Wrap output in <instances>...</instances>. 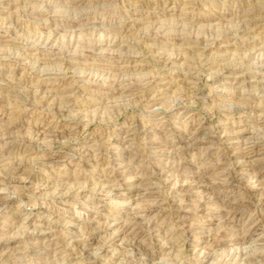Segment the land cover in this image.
<instances>
[{
    "label": "rangeland",
    "instance_id": "rangeland-1",
    "mask_svg": "<svg viewBox=\"0 0 264 264\" xmlns=\"http://www.w3.org/2000/svg\"><path fill=\"white\" fill-rule=\"evenodd\" d=\"M248 1L0 0V264H264L252 175L220 183L264 130Z\"/></svg>",
    "mask_w": 264,
    "mask_h": 264
},
{
    "label": "bare ground",
    "instance_id": "bare-ground-1",
    "mask_svg": "<svg viewBox=\"0 0 264 264\" xmlns=\"http://www.w3.org/2000/svg\"><path fill=\"white\" fill-rule=\"evenodd\" d=\"M77 1V0H76ZM155 1V0H154ZM253 1H255L256 3L258 1L256 0H251L248 1L247 3V8L241 11L243 18V25L241 29H239V32L241 34L244 35H249L252 31V29H250V24L254 23L255 20L254 17L262 14L263 12L256 10L254 7L251 6V4L253 3ZM264 2V1H262ZM53 3V2H52ZM142 3V2H141ZM245 4V3H244ZM255 4V3H254ZM140 5V4H139ZM263 7V6H262ZM258 25V24H257ZM161 28V27H160ZM197 44H203L206 43L205 40H196ZM194 42V41H193ZM218 42V41H217ZM216 45H218V43H215ZM197 46V45H196ZM211 45L209 44H205L203 46V49H207L208 47H210ZM219 46V45H218ZM223 47V46H222ZM247 48V47H246ZM237 77V76H236ZM241 78H239L240 80ZM263 91H264V86L260 85L259 86ZM248 90V89H247ZM255 96V95H254ZM245 104V103H244ZM162 123V122H161ZM155 127V126H154ZM47 128H45L43 131H46ZM42 131V130H41ZM128 134V133H127ZM188 133H184V139L188 138L189 136L187 135ZM130 135V133H129ZM127 135V136H129ZM194 136V135H193ZM194 139V138H193ZM206 139H211V138H206ZM224 141H227L228 143H235L237 145V147L232 148L229 152V154L227 155L228 161H230V163L232 164V171L231 172H226V174H224V177L222 178L221 182L222 185H227L228 187H236L238 186L240 180L242 179V177H250L249 175H252L251 177L254 179V190L255 191H259L261 195V198L264 199V130H259L256 128H248V129H244L243 131H239V132H229V133H225V135L223 136ZM188 140V139H186ZM212 140V139H211ZM206 140L204 142H200L202 144H210L212 143V141ZM189 141V140H188ZM192 141V139H191ZM198 141V140H197ZM186 142V141H185ZM190 143V142H189ZM199 143V144H200ZM188 144V143H187ZM250 144H253L251 146H249ZM179 145V144H178ZM177 146L176 150H180L181 148H183V146ZM213 145V144H212ZM250 148H249V147ZM259 146V147H258ZM207 147V146H206ZM208 149V148H206ZM257 151L255 156H253L251 153V151ZM178 152V151H176ZM206 152V151H205ZM209 153V152H208ZM181 154V153H180ZM207 154V153H206ZM226 157V156H225ZM226 158V160H227ZM201 161V160H200ZM229 163V162H228ZM125 166V165H124ZM221 166V165H220ZM217 166V167H220ZM218 169V168H217ZM225 172V171H224ZM201 175V174H200ZM162 177V176H161ZM168 177V176H167ZM169 177L163 182V184L165 182L169 181ZM132 180V179H131ZM129 180V181H131ZM171 181V180H170ZM198 182V179H191L188 180L186 183L182 184L180 187H178V189L176 190V198L180 196V194L188 189H190L191 186H193L195 183ZM205 184V183H204ZM146 185V184H145ZM165 185V184H164ZM212 191V190H211ZM215 191V190H214ZM210 192V190H209ZM183 194V193H182ZM214 194V193H213ZM216 194V193H215ZM175 200V199H174ZM233 200V199H232ZM235 201V200H234ZM175 203V202H174ZM171 204L172 208H171V215L175 216L177 218L182 219V216H184L181 213V209H182V205H178L175 204ZM179 204V203H178ZM181 204V203H180ZM239 206V205H237ZM248 206H250L248 204ZM199 207V206H198ZM206 208V205H200V211L204 212L203 210ZM199 209V208H198ZM207 209V208H206ZM208 211H210L209 209H207ZM205 210V211H207ZM183 211V210H182ZM199 212V210H198ZM197 212V213H198ZM225 212V211H224ZM165 213L164 212H160L158 213V216H163ZM170 214V213H169ZM191 214V213H190ZM189 214V215H190ZM195 214V213H194ZM193 215V214H192ZM159 217H157L159 219ZM168 217V216H167ZM194 217V215L192 216ZM152 218V217H151ZM170 218V217H169ZM186 218V217H185ZM184 218V219H185ZM189 219V218H188ZM195 219V218H194ZM157 220V219H156ZM160 220V219H159ZM178 220V219H177ZM183 220V219H182ZM181 220V221H182ZM151 221V220H150ZM180 221V220H178ZM193 221V220H192ZM189 222V221H188ZM155 223V222H154ZM177 223V222H176ZM153 224V223H152ZM232 224V223H231ZM161 225V224H160ZM154 226V225H153ZM197 226V225H196ZM193 225H190L188 231H191L193 228ZM155 229V228H154ZM144 232L140 231V234H142ZM177 232V231H176ZM175 232V233H176ZM148 233V232H147ZM151 233V232H150ZM188 234V233H185ZM143 235V234H142ZM147 235V234H146ZM177 235V234H176ZM150 236V235H149ZM173 236V235H172ZM188 236V235H187ZM141 237V236H140ZM143 238V237H142ZM263 240V239H262ZM264 241V240H263ZM59 242V241H58ZM112 244V243H111ZM158 252V251H157ZM77 254V253H76ZM158 254V253H157ZM155 255V254H153ZM79 256V255H78ZM207 256V255H206ZM258 261V260H257ZM264 261V260H262ZM204 262V261H203Z\"/></svg>",
    "mask_w": 264,
    "mask_h": 264
}]
</instances>
